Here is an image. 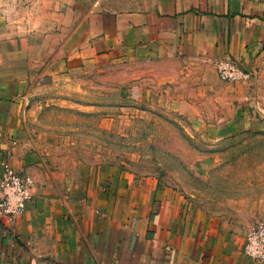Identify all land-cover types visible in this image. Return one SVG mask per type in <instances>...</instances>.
<instances>
[{
  "label": "crops",
  "instance_id": "crops-1",
  "mask_svg": "<svg viewBox=\"0 0 264 264\" xmlns=\"http://www.w3.org/2000/svg\"><path fill=\"white\" fill-rule=\"evenodd\" d=\"M95 21L58 79H119L123 97L166 104L211 141L247 124L241 84L221 80L215 62L261 70L264 0H144ZM18 97L0 88V176L8 163L34 185L22 214L0 212V264H264L244 254L245 229L154 176L106 163L76 183L51 181Z\"/></svg>",
  "mask_w": 264,
  "mask_h": 264
},
{
  "label": "rangeland",
  "instance_id": "rangeland-1",
  "mask_svg": "<svg viewBox=\"0 0 264 264\" xmlns=\"http://www.w3.org/2000/svg\"><path fill=\"white\" fill-rule=\"evenodd\" d=\"M143 1L0 0V88L16 90L18 103L31 108L51 181L76 183L92 168L112 163L179 188L204 210L249 232L264 223V66L237 82L247 124L214 141L166 104L123 97L119 79L74 85L58 79L63 59L97 25L95 19L135 11ZM15 71L17 80L11 79Z\"/></svg>",
  "mask_w": 264,
  "mask_h": 264
},
{
  "label": "built area",
  "instance_id": "built-area-1",
  "mask_svg": "<svg viewBox=\"0 0 264 264\" xmlns=\"http://www.w3.org/2000/svg\"><path fill=\"white\" fill-rule=\"evenodd\" d=\"M218 77L229 83L245 79L247 74L227 59L215 62ZM34 180L30 175H20L8 163L2 164L0 176V212L13 220L25 211L31 199ZM244 254L258 262H264V223H258L245 236Z\"/></svg>",
  "mask_w": 264,
  "mask_h": 264
}]
</instances>
